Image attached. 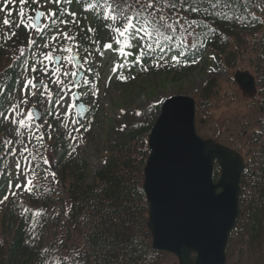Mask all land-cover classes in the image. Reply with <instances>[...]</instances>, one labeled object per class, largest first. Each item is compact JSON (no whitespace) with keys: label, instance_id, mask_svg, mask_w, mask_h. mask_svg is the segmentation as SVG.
Wrapping results in <instances>:
<instances>
[{"label":"trees","instance_id":"1","mask_svg":"<svg viewBox=\"0 0 264 264\" xmlns=\"http://www.w3.org/2000/svg\"><path fill=\"white\" fill-rule=\"evenodd\" d=\"M93 2L61 0L59 5L49 6L53 11L75 13L76 27L71 36L76 41L67 43H79L80 54L85 56L86 49L97 57L105 51L104 45L113 41L105 36L104 13L90 7ZM192 18L201 27L197 30L196 46L186 58L179 64L169 58L167 65L161 67H153L147 60L143 64L155 76L177 81L205 69L214 58L222 60L229 70L247 58L262 97V117L250 124L253 132L242 135L247 141L246 170L241 180L240 213L228 250L238 241L256 256V264H264V0H221L215 11L206 15L202 8L199 14L190 13L189 19ZM57 19L70 22L61 25L62 30L74 24L72 16L61 15ZM89 28L93 31L89 32ZM1 32L0 28V112L8 118L0 117V264H159L162 254L151 252L148 204L142 191L148 137L140 132L106 148L108 160L90 184L89 164L81 156L70 163L63 132L56 131L58 139L47 149L53 151L54 158L59 157L55 172L46 174L44 165L39 163L41 153L29 150L32 174H38L44 182L30 193L25 190L24 194L21 191L15 195H28L27 204L7 190L11 182L8 172L18 159L21 143V134L15 127L18 124L12 122L9 108L21 78L29 72L22 69L30 66L31 52L45 53L42 44L55 33L48 29L41 38L29 26L13 25L5 35ZM32 41H36L35 45ZM112 52L122 61L138 58L135 49L131 56ZM141 71L139 68L140 74ZM219 85L211 81L202 89L198 95L201 109L214 98ZM61 151L64 152L60 154Z\"/></svg>","mask_w":264,"mask_h":264},{"label":"rangeland","instance_id":"2","mask_svg":"<svg viewBox=\"0 0 264 264\" xmlns=\"http://www.w3.org/2000/svg\"><path fill=\"white\" fill-rule=\"evenodd\" d=\"M3 3L4 0H0V7ZM41 3L43 4L44 0H41ZM36 7L37 5L29 0V3L23 6L24 15L21 16L20 0L9 3L8 11H0L1 34L5 35L12 25L18 28L30 25V17L35 15L32 9ZM46 9H50L49 3ZM5 19L10 20L11 24L4 25ZM75 27L74 22L63 31L67 30L66 32L69 31L68 34L71 35ZM103 57V61L94 65V73L92 70L88 72V68L91 67L89 63L84 65L87 70L86 79L89 81L92 77V80L91 84L84 85L83 83L85 91L83 88L80 89L81 86L78 89L81 95L85 94L82 101L93 110L84 125H78L76 122L72 100L74 89L71 88L70 92L65 91L63 93L65 100L60 105L56 104L62 93L55 82V76L52 75L53 66L50 68L48 65L47 73L38 67L35 73L29 70L21 78L22 83L14 92V103L9 108L10 113L11 108L17 106V110L24 114L20 118L27 119L28 112L34 107H39L44 112V118L40 124L33 119L28 126L23 128L18 122V125H15L17 132L21 134V143L18 159L12 163L8 172L11 179L7 186L8 191L15 195L21 191L24 194L25 190L31 192L35 185L44 182L38 174H32L29 150H33L35 154L41 153L39 163L44 165L46 174L55 170L53 165L57 163V160H54L53 151L47 149L58 139V135H55L56 131L63 132V141L70 143V157L72 158L70 163L76 157L81 156L89 164V182H91L95 173L101 171L108 159L106 148H111L112 143L115 145L128 137L131 138L137 132L148 135L160 116L161 106L174 96H188L196 101V129L200 137L219 139L245 155L247 141L242 135L254 131L250 124L260 120L258 119L261 116L259 107L262 101L259 91L246 95L235 83L234 76L238 71L248 72L256 77L254 70L249 68L247 58L237 62L230 68L231 70L223 65L222 60L214 58L205 69L173 81L171 78L166 80L160 76H148L147 74L140 78H137V75L130 77L127 68H122L116 63L111 51L106 52ZM116 65H120L119 68ZM61 78L64 79V77ZM26 80H32V83L43 81L46 85L44 88H34L32 84L25 87ZM211 81L219 82V90L201 110L198 95ZM65 83H67L66 79ZM52 113H54L53 116ZM11 114V120H13L14 113ZM68 132H73V135L70 137ZM40 136L42 139H37ZM25 148H27L26 152ZM35 154L32 157H37ZM45 160L48 162L45 163ZM17 162L20 164L19 169L16 167ZM29 180L32 181L31 184L28 183ZM15 195L12 194V197L19 198V202L27 204L28 195L25 198L24 195ZM227 253V264H256V256L242 247L238 241H235V245ZM159 264H178V261L170 254H163Z\"/></svg>","mask_w":264,"mask_h":264},{"label":"water","instance_id":"3","mask_svg":"<svg viewBox=\"0 0 264 264\" xmlns=\"http://www.w3.org/2000/svg\"><path fill=\"white\" fill-rule=\"evenodd\" d=\"M235 81L246 94L256 89L248 73L238 72ZM75 100L81 122L87 108L78 104V94ZM32 112L40 122L42 112L37 108ZM195 117L193 99L170 98L150 134L143 191L149 205L151 249L175 255L178 264H227L226 248L239 216L245 163L235 150L200 138Z\"/></svg>","mask_w":264,"mask_h":264},{"label":"snow or ice","instance_id":"4","mask_svg":"<svg viewBox=\"0 0 264 264\" xmlns=\"http://www.w3.org/2000/svg\"><path fill=\"white\" fill-rule=\"evenodd\" d=\"M12 2L14 0H4L0 11H8L9 3ZM28 3L29 0H20L21 16L24 15L23 6ZM31 3L37 5V7L32 9L35 15L30 17L31 24L28 26L36 29L41 38L48 29H53L55 34L49 41L42 44L44 49L50 48V51L39 55L35 51L31 52L30 55L33 59L30 66L23 68L22 72L30 70L35 73L37 65H40L42 70L47 73L48 65H54L52 75L55 76V82L62 93L56 104L60 105L65 100L63 95L65 91L70 92L72 87L80 86V80L77 78L80 77L81 73L77 69H82L85 64L90 62L92 53L85 49L86 56L82 63L79 58V43L71 46L62 43V41H76V37L69 35L60 27L61 25L66 26L70 22L65 19L58 20L57 18L61 15L72 16L73 20L71 22L74 23L75 13H62L46 9L48 3L59 5L61 0H44L43 4L41 0H31ZM220 6L221 0H94L90 5L92 9L100 8L104 13L102 19L106 27L105 36L113 41L112 43H106L104 48L118 51L121 56H131L132 50L135 49L138 58H134L133 62L139 64L144 71L148 70L143 66L145 60L151 62L153 67L167 65L169 58L174 64H179L182 58H186L187 53L196 46V38L199 35L197 30L201 27L194 18L189 19V14H199L203 8L204 14L207 15ZM223 7H228V4H224ZM221 14L228 19L226 14L223 12ZM9 15H11L10 12ZM42 20L44 23H42ZM3 23L7 26L11 24V21L5 19ZM88 31L92 32L93 30L89 28ZM109 33H111V36H109ZM32 43L35 45L36 41H32ZM74 48L76 49L75 52ZM58 52L61 55H56ZM63 53H67V55H63ZM20 55H24L23 49H21ZM61 61H64V63H61ZM121 67L123 68L125 65L121 64ZM91 70V67H89L88 71ZM61 77H64V79ZM65 79L67 83H65ZM83 83L88 85L89 81L84 79ZM30 84H32V80H26L24 86L27 87ZM42 84L43 81H37V85ZM37 85L33 86L36 87ZM11 113H14L12 122H18L22 128L28 126L37 115L35 112L29 111L27 119L20 118L24 114L17 110V106L11 108ZM0 117L8 118L3 112H0ZM17 118H19L18 121ZM37 139H42V136L37 137ZM24 151L26 152L27 148ZM47 162L45 160V163ZM16 167L17 169L20 168L19 162H17ZM54 178L55 173H53ZM28 183L31 184L32 181L29 180ZM7 199L8 196L5 195L3 200L6 201ZM2 202L0 201V203Z\"/></svg>","mask_w":264,"mask_h":264}]
</instances>
